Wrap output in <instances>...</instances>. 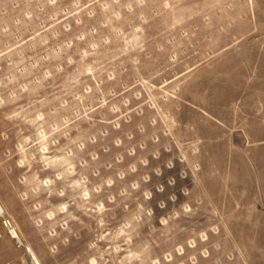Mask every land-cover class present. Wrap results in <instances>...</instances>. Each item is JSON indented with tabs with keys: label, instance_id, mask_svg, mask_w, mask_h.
I'll list each match as a JSON object with an SVG mask.
<instances>
[{
	"label": "rangeland",
	"instance_id": "1",
	"mask_svg": "<svg viewBox=\"0 0 264 264\" xmlns=\"http://www.w3.org/2000/svg\"><path fill=\"white\" fill-rule=\"evenodd\" d=\"M0 204V264H264V0H0Z\"/></svg>",
	"mask_w": 264,
	"mask_h": 264
},
{
	"label": "bare ground",
	"instance_id": "2",
	"mask_svg": "<svg viewBox=\"0 0 264 264\" xmlns=\"http://www.w3.org/2000/svg\"><path fill=\"white\" fill-rule=\"evenodd\" d=\"M4 213H5L4 208H3L2 205L0 204V215H1V216H4ZM6 224H7V227L9 228L10 233L15 237V239L17 240V242H18L20 245H22L23 242H22L20 236L18 235L17 231H15V230L13 229V226L11 225V223L8 222V221H6Z\"/></svg>",
	"mask_w": 264,
	"mask_h": 264
}]
</instances>
